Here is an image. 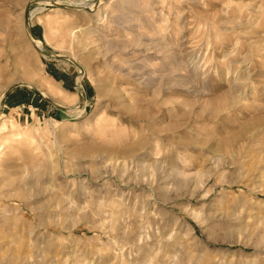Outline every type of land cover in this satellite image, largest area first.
<instances>
[{
    "label": "rangeland",
    "instance_id": "1",
    "mask_svg": "<svg viewBox=\"0 0 264 264\" xmlns=\"http://www.w3.org/2000/svg\"><path fill=\"white\" fill-rule=\"evenodd\" d=\"M0 100V264H264V0H0Z\"/></svg>",
    "mask_w": 264,
    "mask_h": 264
},
{
    "label": "bare ground",
    "instance_id": "2",
    "mask_svg": "<svg viewBox=\"0 0 264 264\" xmlns=\"http://www.w3.org/2000/svg\"><path fill=\"white\" fill-rule=\"evenodd\" d=\"M92 11V10H91ZM38 43V42H37ZM39 44V43H38ZM31 86V85H30ZM1 101V100H0ZM151 262V261H150Z\"/></svg>",
    "mask_w": 264,
    "mask_h": 264
}]
</instances>
